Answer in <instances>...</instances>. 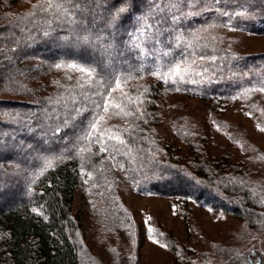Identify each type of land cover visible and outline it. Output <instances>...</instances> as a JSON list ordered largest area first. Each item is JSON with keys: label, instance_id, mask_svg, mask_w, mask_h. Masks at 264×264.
Listing matches in <instances>:
<instances>
[{"label": "trees", "instance_id": "trees-1", "mask_svg": "<svg viewBox=\"0 0 264 264\" xmlns=\"http://www.w3.org/2000/svg\"><path fill=\"white\" fill-rule=\"evenodd\" d=\"M18 1L21 2L0 0V87L4 85L1 89L14 95H30L34 101L0 100V106L11 110L13 119L15 112L18 116L16 122L4 120L5 113L0 107V264H135L137 226L110 186L118 171L143 194L177 196L207 204L240 217L253 231L264 236V191L256 189L247 169L243 172L234 164L227 169L216 163L218 170L213 171L202 151L193 155L182 154L179 149L163 150L160 141L148 138L145 129L139 127L124 130V143L116 141L102 148L107 151L87 141L91 125L103 108L106 92L121 79H136L152 72L158 73L156 76L163 84H170L171 89L221 94L232 93L226 85H234L242 91L252 88L264 92L261 91L264 53L243 55L228 50L224 59L227 56L226 64L233 65L227 73L231 71L229 75L238 76L223 79L219 70L216 78L222 85L218 81L199 85L197 80L202 78L199 72H205L203 48L195 72H181L183 79L172 75V71L167 72L172 65L193 54L196 47L191 41L197 35L194 26L184 29V35L187 31L191 38L185 50L172 51L171 56L164 54V70L155 66L159 59L157 47H153L158 39L157 31L148 39L147 53L142 60L138 58L140 50L129 44L128 37L132 33L131 19L138 10L142 12L146 8L143 5L139 9L140 0L81 3V8L86 7L87 11L77 12L76 19L84 21L83 26L69 23L55 9L41 12L34 8L15 13L17 7L13 5ZM221 1L218 6L225 11L224 19L229 26L264 35V0ZM66 6L71 9V5ZM208 6L214 7V0H209ZM121 7L126 8L124 13H118ZM113 15L117 17L114 22ZM160 19L155 16V26L168 27L172 23L168 15L161 22ZM83 28L88 31L84 32ZM159 30L161 38L171 39L168 47L180 36L171 30L166 34L162 28ZM89 33L104 38L102 43L110 45V55L99 44L77 42V35ZM33 61L43 63L33 64ZM48 64H75L90 69L92 84L83 83L87 76L79 72L77 78L83 82L72 86L64 72L52 82L56 88L49 92L50 96H34L41 91L33 86L27 90L30 87L27 82L36 71L49 67ZM236 67L241 71H236ZM244 69L249 71L246 73ZM80 84L84 87L79 88ZM7 87L14 90L8 91ZM50 161L52 167H48ZM114 161L122 163L123 168L116 171ZM90 175L98 179L103 232L112 235V242L118 241L109 246L114 262V259L110 263L101 261L90 254L83 243L81 221L73 212L76 190ZM168 245L182 259L177 264H264V251L256 243L233 250L225 259L187 252L172 239Z\"/></svg>", "mask_w": 264, "mask_h": 264}, {"label": "rangeland", "instance_id": "rangeland-1", "mask_svg": "<svg viewBox=\"0 0 264 264\" xmlns=\"http://www.w3.org/2000/svg\"><path fill=\"white\" fill-rule=\"evenodd\" d=\"M140 1L139 9L143 5L146 8L144 7L142 12L141 9L138 10L135 18L131 19L132 33L128 41L132 47L140 50L138 58L142 60L149 50L147 42L151 33L157 31L158 39L153 46L157 47L159 54V59L155 63L156 69H165L164 54L171 56L172 51L187 48L188 39L191 41V38L187 31L184 35V29L190 26L197 29V35L191 41L195 42L196 48L189 58L175 63L167 72H171L177 65L186 69L182 72H195L197 69L195 65L203 57V48L205 72L203 74L199 72L202 76L197 80L200 82L199 85L214 84L216 81L218 85H222L223 82L216 78L219 70L223 72V79L238 76V74L229 75L231 71L227 73L228 68L233 65L225 62L228 58L226 56L224 59V54L228 50L231 54L264 53V35L229 26L224 19L225 11L218 6L221 0H214V7L208 6L209 0ZM36 4L37 0H21L13 7H17L15 13H22L36 8L34 7ZM167 15L171 18L170 26L166 27L163 24L155 26L153 22L155 16H160L159 22H161ZM154 26L156 28L153 29ZM159 28H162L165 34L171 30L180 35L172 47H168L171 39L168 40L166 36L161 38ZM221 60L223 61L220 62ZM33 62V64L43 63ZM48 66L36 71L34 76L32 73L33 77L27 82L30 86L27 90L33 86L34 89L41 91L35 92L34 96L44 94L50 96L49 92L56 88L54 87L56 84L52 82L64 72L72 86L77 82H83V79L77 78L79 75L77 70L69 69L67 66L62 68L49 64ZM222 66L224 68L220 69ZM235 69L241 71L238 67ZM243 71L247 73L249 70ZM117 82L120 84L119 88L116 87ZM117 82L106 92L103 108L98 115L105 117L100 125L102 130L110 129L111 133L123 139L124 130L143 128L148 138H155L161 142L159 145L163 150L179 149L182 154L192 152L193 155L196 151H202L213 171L218 170L219 166L215 165L216 163H221L223 168L227 169L230 164L238 165L243 172L247 169L249 178L257 185L256 189L264 191V92L250 88L244 90V93L234 85H226L227 89L233 91L232 93L225 91L221 94L215 92L211 94L207 90L194 93L171 89L170 84H163L152 72L136 79H121ZM3 86L0 87V100L34 101L33 98H29L30 95L25 97L5 92L1 89ZM9 88L11 87H7L8 91L14 90ZM113 88L116 90L112 91ZM203 95L207 97L202 98ZM106 98L112 103L119 104L124 112H129L131 115L125 116L122 113L116 115L115 113L120 112V109L111 105L108 112H105ZM2 108L5 113L2 118L16 122L17 112L14 115L16 118L13 116V119L11 110L7 107ZM92 135L89 136L88 143L93 141L100 149L116 142L108 140L106 135L102 138L100 133ZM168 144L171 147H168ZM190 148L193 150L191 151ZM123 166L122 163L114 161L116 171ZM126 179L128 180L127 177ZM126 179L124 174L118 171L116 180L112 181L110 186L120 203L130 212L137 226L135 264H177L181 257L168 245L170 239L175 240L187 252L191 250L200 255L219 256L223 259L233 250L242 247L246 249L254 243L264 251L263 234L253 231L240 217L195 200L154 193L143 194L134 189ZM97 180L90 175L81 182L75 193L73 212L81 221L84 246L92 256L110 263L112 259L114 262L115 258L112 257L109 246H113L118 241L112 242V235L103 232L104 224L100 223L101 197L97 191Z\"/></svg>", "mask_w": 264, "mask_h": 264}, {"label": "snow or ice", "instance_id": "snow-or-ice-1", "mask_svg": "<svg viewBox=\"0 0 264 264\" xmlns=\"http://www.w3.org/2000/svg\"><path fill=\"white\" fill-rule=\"evenodd\" d=\"M95 0H37V4L34 6L36 7L39 11L41 12H50L52 9H55L57 13H60L64 15L65 19L72 24H79L81 26L84 25V21L82 20H77L76 19V13H84L87 11V8H81V3L89 4L93 3ZM66 5H71V9L67 7ZM175 5L173 4V7ZM157 9H159V6L157 5ZM126 11V8L121 7L118 9V13H124ZM162 11V10H161ZM29 15H34V13H29ZM116 15L112 16V22L116 20ZM84 32H87V28H83ZM48 33H45L47 35ZM77 42H82L84 44H99V46L104 47V50L107 54L110 55V45H104L102 43L103 37L100 35H93L92 33H89L88 35H77L76 37ZM139 47V45H137ZM57 68H62L64 65L62 64H57L55 65ZM67 67L69 69L77 70L81 73L86 74L87 79H85L84 83L85 84H92V70L90 69H85L83 67H78L75 64H68ZM186 69H182L179 65H177L173 70H172V75L180 77V79H183V76L181 75V72ZM154 75H159L158 73H154ZM71 79V77H69ZM79 87H84V84L78 85ZM117 88L120 87L119 82H117L116 85ZM116 89L113 88L112 91H115ZM261 91H264V89H261ZM73 103H75V97H72ZM59 103V101H57ZM111 107L120 109V112L115 113L116 115L123 114L125 116L131 115L129 112H124L123 109L119 104L112 103L109 99L106 98L105 104H104V111L108 112L109 106ZM110 118V117H109ZM105 117L104 116H99L94 123L91 125L92 132L89 133V135H92L93 133H100L101 137L103 138L105 135L107 136L108 140H115L121 144L124 143V140L119 136L111 133V130H102L100 128V125L103 123ZM67 123V121L65 122ZM83 150V149H82ZM102 151H107V149H102ZM51 161L48 164V167H52Z\"/></svg>", "mask_w": 264, "mask_h": 264}]
</instances>
